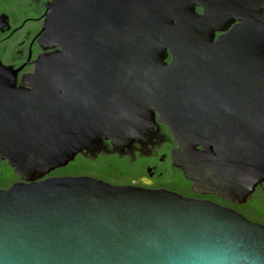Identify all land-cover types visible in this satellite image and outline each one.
Wrapping results in <instances>:
<instances>
[{
  "label": "water",
  "instance_id": "1",
  "mask_svg": "<svg viewBox=\"0 0 264 264\" xmlns=\"http://www.w3.org/2000/svg\"><path fill=\"white\" fill-rule=\"evenodd\" d=\"M155 4L151 15L131 10V0H54L40 47L62 52L38 58L23 87L0 62V160L19 179L0 189V264H163L166 253L202 235L229 237L264 264V226L232 209L49 176L104 141L129 147L157 114L175 144L172 164L193 193L240 205L264 183V103L207 121L200 74L202 59L264 58L263 1L254 0L252 45H236L233 33L214 41L222 18L197 16L193 1ZM77 27L101 40L73 45Z\"/></svg>",
  "mask_w": 264,
  "mask_h": 264
},
{
  "label": "flooded vegetation",
  "instance_id": "2",
  "mask_svg": "<svg viewBox=\"0 0 264 264\" xmlns=\"http://www.w3.org/2000/svg\"><path fill=\"white\" fill-rule=\"evenodd\" d=\"M53 1L0 0V62L17 72L18 87H23L24 79L33 73L34 62L38 58L62 52L58 47L47 50L40 47L43 45L40 38L44 32L48 6ZM155 1L131 0V10L140 7L153 15ZM188 1H193L197 16L207 14L222 18L221 30L215 32L214 41L233 33L236 45H252L251 39H254L255 32L254 0ZM245 21L246 29L243 27ZM100 40V35L89 32L85 27H77L73 35V45H95V41L99 43ZM102 40L103 45L110 44L109 29L104 31ZM161 62L168 67L172 60L168 56ZM201 64L202 107L205 116L207 111L212 115L205 117L207 121L212 118L214 121L213 113L229 112L243 103H264V58H206L201 60ZM130 70L137 74L138 67L134 66ZM157 118L158 115H154V124L129 147L115 150L109 141H104L100 151L77 156L73 162L81 159L87 168V173L80 176L116 187L165 190L187 198L209 200L264 226V183L258 185L246 202L240 205L193 193L192 185L184 180L183 173L172 164L171 152L175 144L168 129ZM8 170L12 172L6 162L0 160V176L8 174ZM18 181L15 176L11 184Z\"/></svg>",
  "mask_w": 264,
  "mask_h": 264
},
{
  "label": "clouds",
  "instance_id": "3",
  "mask_svg": "<svg viewBox=\"0 0 264 264\" xmlns=\"http://www.w3.org/2000/svg\"><path fill=\"white\" fill-rule=\"evenodd\" d=\"M163 264H258V260L229 237L202 235L166 253Z\"/></svg>",
  "mask_w": 264,
  "mask_h": 264
},
{
  "label": "trees",
  "instance_id": "4",
  "mask_svg": "<svg viewBox=\"0 0 264 264\" xmlns=\"http://www.w3.org/2000/svg\"><path fill=\"white\" fill-rule=\"evenodd\" d=\"M87 173V168L82 164L81 159L76 162L69 163L65 168L55 170L49 176L60 177V176H71L77 177ZM15 179L14 174L8 170V174L3 177L0 176V189H6L11 185V182Z\"/></svg>",
  "mask_w": 264,
  "mask_h": 264
}]
</instances>
